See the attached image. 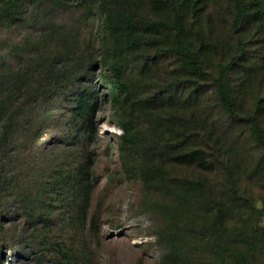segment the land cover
I'll return each mask as SVG.
<instances>
[{"label": "trees", "instance_id": "1", "mask_svg": "<svg viewBox=\"0 0 264 264\" xmlns=\"http://www.w3.org/2000/svg\"><path fill=\"white\" fill-rule=\"evenodd\" d=\"M49 7L94 11L98 48L83 47L74 30L47 14ZM224 9L230 20L220 32L218 0H0V29L31 21L47 35L25 47L32 52L21 61L0 56L5 129L20 114L22 98L27 128H56L68 147L94 144L101 96L90 74L98 72L120 130L122 168L142 185L141 211L160 221L159 264H264V210L250 197L236 202L242 166L264 182V95L240 89L253 82L250 72L264 70V0H225ZM72 90L69 106L49 109L59 100L53 94ZM246 145L260 160L248 157ZM180 168L220 170L226 189L219 193L206 177L178 174ZM57 178L29 205L41 207L48 197L49 208L60 202L84 219L92 174L81 169ZM2 195L0 187V235ZM59 263L93 264L89 256L80 261L73 248Z\"/></svg>", "mask_w": 264, "mask_h": 264}, {"label": "rangeland", "instance_id": "2", "mask_svg": "<svg viewBox=\"0 0 264 264\" xmlns=\"http://www.w3.org/2000/svg\"><path fill=\"white\" fill-rule=\"evenodd\" d=\"M218 2L223 14L216 26L221 32L230 17L224 9L225 0ZM47 14L58 24L74 30L83 47L89 51L98 48L95 35L100 20L94 11L49 7ZM248 38L253 42L257 40L255 29H251ZM40 40L45 42L47 35L41 25L34 26L31 21L13 29H0V56L10 63L21 61L32 52L25 47L30 48ZM17 48L25 50L16 54ZM218 61L219 57L213 59L209 71L214 70ZM250 75L254 77L253 82H244L240 89L263 96L264 70L250 72ZM90 79L98 80H94L93 87L101 98L95 120L100 137L89 147L65 146L61 132L53 127L27 128L29 116H23L22 98L17 105L21 112L9 128L5 129V119L0 116V187L3 190L0 254L4 264H60L61 253L68 248L76 251L80 261L89 256L93 264H136L138 260L143 264H159L161 249L155 243L154 234L160 221L153 213L141 211L142 185L139 180L129 178L122 168L116 143L120 130L112 120L108 103L102 98L105 90L99 73L92 72ZM73 93L74 90L53 94L52 98L59 100L49 109L69 106ZM43 131L45 133H41ZM252 148L246 145L247 155L257 161ZM81 169L92 174L93 187L84 219L60 202L49 208L48 197L42 198L41 207L29 205L39 196L42 186L49 188L53 180L59 179V173L76 177ZM247 170L246 166L240 169L236 202L244 203L243 199L250 197L257 208L264 210V182L252 178ZM177 173L206 177L219 193L226 189L221 185L225 179L220 177V170L180 168ZM31 213L35 216L33 220L28 217ZM46 214L50 217L47 223L38 219V215ZM93 222L95 228L91 225Z\"/></svg>", "mask_w": 264, "mask_h": 264}]
</instances>
